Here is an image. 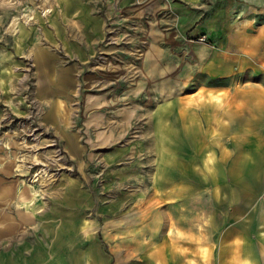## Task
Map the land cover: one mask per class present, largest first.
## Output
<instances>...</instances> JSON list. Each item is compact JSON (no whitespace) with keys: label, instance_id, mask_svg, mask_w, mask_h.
<instances>
[{"label":"crops","instance_id":"0c3cea01","mask_svg":"<svg viewBox=\"0 0 264 264\" xmlns=\"http://www.w3.org/2000/svg\"><path fill=\"white\" fill-rule=\"evenodd\" d=\"M46 5L49 15L37 20L44 40L30 37L26 50L34 61L33 98L43 105V124L78 170L96 158L106 163L111 202L101 203L92 216L96 198L82 181L65 177L48 183L46 201L28 198V212L0 209V264H264V243L257 238L264 235V67L251 68L261 74L259 80L239 81L246 54L239 46L232 84L175 94L168 116L149 98L139 102L149 86L178 91L177 81L154 83L163 58L176 67V54L163 57L161 44L186 45L199 59L198 51L207 45L186 36L199 21L264 32V24L254 23L264 0H53ZM221 42L264 40L249 34ZM250 56L264 61V52ZM129 75L138 77L125 80ZM6 76L11 91L14 77ZM77 85L76 117L70 103ZM211 91L221 96H199ZM137 118L144 131L132 141L129 131ZM128 154L135 157L119 165ZM122 183L133 189L121 190ZM16 194L10 189L8 197L22 199Z\"/></svg>","mask_w":264,"mask_h":264},{"label":"rangeland","instance_id":"374dc122","mask_svg":"<svg viewBox=\"0 0 264 264\" xmlns=\"http://www.w3.org/2000/svg\"><path fill=\"white\" fill-rule=\"evenodd\" d=\"M51 1L53 0H0V169H7L6 172L0 170V182H3L0 188V196L2 194L3 197L0 209L13 211L18 208L28 212L30 211L28 198L35 196L37 200L46 201L48 187L51 186L48 183L69 177L82 181L96 198L91 215L97 216L96 207L101 203L107 204L112 195V189L106 184L105 174L108 166L100 158H96L86 170H78L57 135L43 124V105L33 98L34 61L26 53L27 44L31 42L32 36L43 42V29L37 20L39 17L49 15L50 8L46 4ZM245 15L249 16L248 13ZM199 23L196 29H188L186 36L207 45V52L206 49L198 51L203 58L197 59L196 52L186 49V45L161 44L163 57L165 53L176 54L174 56H177V61H174L176 67L170 66L173 62L169 57L163 58L161 74L155 76L154 83L169 85L177 81V93L157 91L158 86H149L141 94L139 102L143 104L142 100L149 98L151 106L160 104L163 116H168L169 101L175 94H190L200 86L219 87L232 84L235 78V62L239 63L234 57V53L239 52L236 47L241 46L242 51L246 52L242 54V70L236 78L242 82L261 78V74L254 73L251 68L263 71L264 61L252 60L250 53L252 51L256 53V50L264 52V43L246 42L235 45L223 43L221 39L237 35L248 37L251 34L259 35L264 40L263 30L257 32L250 28L243 29L231 25L215 27L216 23H213V27H207L200 26ZM254 23L264 24V12L257 13ZM65 61L68 62L69 59L66 58ZM7 72H11L14 77L15 88L11 91L9 85L5 88ZM137 77L129 75L124 79L133 81ZM80 91L81 87L77 85L74 99L70 103L75 107L76 117L81 104ZM215 95L221 96V93L214 91L199 93V96L204 98ZM143 131L144 122L137 118L129 131L130 139L132 141L139 139ZM134 157V154H128L118 164L123 165ZM138 157L144 159V155L139 154ZM168 176L167 173L163 178L164 184L168 183ZM118 187L127 192L133 189L128 183L119 184ZM10 189H15L16 195L22 199H10L8 197ZM257 238L259 242L264 243V235ZM102 248L106 252L107 245H103Z\"/></svg>","mask_w":264,"mask_h":264}]
</instances>
